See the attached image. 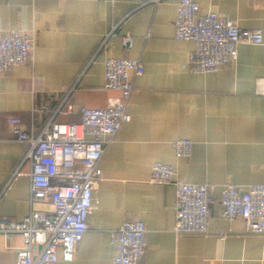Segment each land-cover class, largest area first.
Wrapping results in <instances>:
<instances>
[{"label":"crops","instance_id":"1","mask_svg":"<svg viewBox=\"0 0 264 264\" xmlns=\"http://www.w3.org/2000/svg\"><path fill=\"white\" fill-rule=\"evenodd\" d=\"M191 1L201 14L261 31L263 44L239 45L235 65L194 74L184 68L194 44L174 38L177 0H0V38L23 32L34 41L30 63L0 73V221L19 215L7 209L16 185L2 190L14 171L30 170L28 145L16 140L7 119L18 117L28 133L52 122L78 125L83 109H102L115 95L104 89L106 59L144 67L128 102L131 121L100 160L87 231L73 261L57 264H112L111 232L124 221L146 227L141 264H264V235L246 233L240 219H223L218 203L209 234L176 236L174 186L150 182L151 166L162 163L186 183L213 187L217 198L226 184H264V98L255 94L256 79L264 77V0ZM125 36L133 40L129 49ZM177 139L192 141L189 157L176 158ZM14 245L19 239L0 238V264H16Z\"/></svg>","mask_w":264,"mask_h":264},{"label":"built area","instance_id":"2","mask_svg":"<svg viewBox=\"0 0 264 264\" xmlns=\"http://www.w3.org/2000/svg\"><path fill=\"white\" fill-rule=\"evenodd\" d=\"M158 2L159 0H153ZM174 38L190 42L194 49L187 58L194 74H210L227 65H235L239 45L261 46L259 30H243L225 16L201 14L191 0H177ZM129 36L122 39L125 49L132 46ZM33 37L11 32L0 38V73L31 62ZM144 73L138 60L108 58L104 61V89L110 97L102 109H83L80 124L48 123L38 133L22 129L18 117H9L7 124L19 143L28 145L24 160L28 173L16 170L1 194L16 185L13 200L7 201L8 212L19 215L0 221V238L10 246L16 264H57L73 261L75 251L87 231L92 212L93 194L102 173L99 168L105 148L115 139L122 125L131 121L128 102L134 81ZM255 94L264 98V77L256 79ZM178 159L191 154L192 141L177 139L171 144ZM150 182L171 184L175 190L174 225L176 236L210 233L211 208L221 207L220 215L232 222H244V231L264 235V184L238 187L226 184L217 198L213 187L186 183L177 177L173 166L154 163ZM48 204L51 210H36L34 204ZM13 216V215H12ZM146 227L141 221H124L111 232L115 248L112 264H141L146 253ZM223 233H219L223 237Z\"/></svg>","mask_w":264,"mask_h":264}]
</instances>
